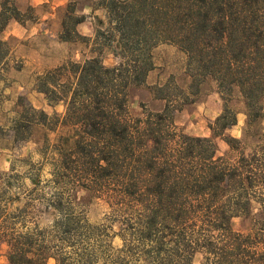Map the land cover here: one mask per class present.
Instances as JSON below:
<instances>
[{"label": "trees", "instance_id": "trees-1", "mask_svg": "<svg viewBox=\"0 0 264 264\" xmlns=\"http://www.w3.org/2000/svg\"><path fill=\"white\" fill-rule=\"evenodd\" d=\"M7 6L0 12V67L10 51L1 35L22 15ZM98 6L108 25L96 32L95 55L38 81L50 105L65 104L63 118L22 100L8 131L0 127V136L15 143L29 140L36 126L68 130L55 144L45 139L47 186L40 163L30 162L24 173L0 171V256L4 250L8 264H193L203 252V264H264V134L246 153L245 140L226 135L238 122L228 106L211 123V137L185 134L175 123L208 80L223 96L239 89L248 127L264 121V0H99ZM160 44L187 56V90L173 80L147 86ZM107 52L114 66L104 63ZM142 88L162 108L141 101L142 114H133L131 98ZM218 137L236 159L218 155ZM79 191L108 203L120 248L109 227L90 223ZM238 217L250 221L247 233L232 228Z\"/></svg>", "mask_w": 264, "mask_h": 264}, {"label": "rangeland", "instance_id": "rangeland-1", "mask_svg": "<svg viewBox=\"0 0 264 264\" xmlns=\"http://www.w3.org/2000/svg\"><path fill=\"white\" fill-rule=\"evenodd\" d=\"M4 2L8 4L7 8L16 6L21 11L19 0H0V10ZM98 2L99 0H37V4L29 5L25 11H21L19 18H11L1 35L10 51L5 64L0 67V127L8 131L12 121L22 111V100L50 116L58 115L63 118L66 113L65 104L59 102L50 105L47 96L38 92V81L47 72L64 64L83 63L95 55L93 39L96 32L108 25L107 13L98 6ZM79 16H85V20L76 25L74 21ZM65 21H68L66 27ZM63 38L71 40L65 41ZM152 56L155 68L148 76L147 86L166 84L173 80L179 87L185 90L189 88L192 79L188 73L187 56L179 48L172 44H160L153 50ZM116 62L111 54H105L104 63L107 66H114ZM146 88L133 93L131 112L135 115L142 114L141 101L147 102L150 109L162 108L163 103L154 102ZM227 106L237 113L238 122L226 131V135L245 140V151L250 153L258 144V135L264 134V121L248 127L246 102L239 89H235L231 96H223L214 82L206 81L201 86V92L193 97V102L183 106L175 114L176 126L191 136L211 137V123ZM67 133L68 130L62 126H57L55 131L36 126L29 140L24 142L15 143L9 135L0 136V171L8 172L14 168L17 172L24 173L29 169L30 162L40 163L43 168L42 186H47L46 180L50 178L52 167L50 160L47 162L43 157L46 151L45 139L50 144H55L61 135ZM247 133L250 134L249 138L245 137ZM215 140L219 156L229 154L232 159H236L238 154L230 152L224 138L218 137ZM26 185L29 189L33 187L29 181ZM77 196L90 223L109 227L113 246L120 248L122 241L115 235L118 227L112 221L113 214L108 203L93 199L84 191H79ZM250 225L249 220L240 217L232 222V228L238 233H247ZM203 262L204 253H196L193 264ZM0 264H8L4 250L0 256ZM50 264H54V261Z\"/></svg>", "mask_w": 264, "mask_h": 264}, {"label": "crops", "instance_id": "crops-1", "mask_svg": "<svg viewBox=\"0 0 264 264\" xmlns=\"http://www.w3.org/2000/svg\"><path fill=\"white\" fill-rule=\"evenodd\" d=\"M35 4H37V0H19V7L21 11H25L29 5L34 6Z\"/></svg>", "mask_w": 264, "mask_h": 264}]
</instances>
